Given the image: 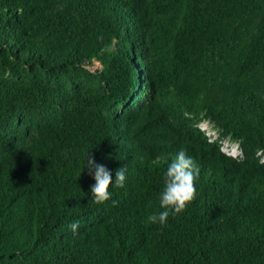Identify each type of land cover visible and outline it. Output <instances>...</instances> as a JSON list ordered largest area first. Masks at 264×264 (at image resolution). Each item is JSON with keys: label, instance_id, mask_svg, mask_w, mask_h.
Listing matches in <instances>:
<instances>
[{"label": "trees", "instance_id": "16d2710c", "mask_svg": "<svg viewBox=\"0 0 264 264\" xmlns=\"http://www.w3.org/2000/svg\"><path fill=\"white\" fill-rule=\"evenodd\" d=\"M88 152L127 169L103 203ZM0 264H264V0H0Z\"/></svg>", "mask_w": 264, "mask_h": 264}, {"label": "clouds", "instance_id": "9594fccd", "mask_svg": "<svg viewBox=\"0 0 264 264\" xmlns=\"http://www.w3.org/2000/svg\"><path fill=\"white\" fill-rule=\"evenodd\" d=\"M225 152L227 153V151ZM85 168L94 178L95 182L90 186V193L91 198L97 203H103L112 198L113 193L110 191V186L122 188L127 181L126 167L121 166L116 169L115 179H113L112 170L105 164L97 162L94 157H89V152L84 160L83 170ZM199 175L200 168L195 158L188 154L183 147L177 150L163 171V187L159 192L161 210L153 212L148 220L152 223L165 225L168 223L170 215L181 213L196 194L195 180ZM112 203L116 204L117 201L112 200ZM80 223L78 219L74 220L69 224V228L75 233L79 230Z\"/></svg>", "mask_w": 264, "mask_h": 264}, {"label": "rangeland", "instance_id": "374dc122", "mask_svg": "<svg viewBox=\"0 0 264 264\" xmlns=\"http://www.w3.org/2000/svg\"><path fill=\"white\" fill-rule=\"evenodd\" d=\"M202 127L204 129L207 130V133L212 137L215 138L217 137V132L216 129L213 127V125L209 122V121H204L201 123ZM237 146L238 147V152L236 153V155L240 154V150H239V144L237 142L225 139L223 140V147L225 149V151H229L230 153H232L233 148Z\"/></svg>", "mask_w": 264, "mask_h": 264}, {"label": "bare ground", "instance_id": "6f19581e", "mask_svg": "<svg viewBox=\"0 0 264 264\" xmlns=\"http://www.w3.org/2000/svg\"><path fill=\"white\" fill-rule=\"evenodd\" d=\"M234 154H236L237 152H238V147L237 146H235L234 148H233V151H232Z\"/></svg>", "mask_w": 264, "mask_h": 264}, {"label": "built area", "instance_id": "2783aa9c", "mask_svg": "<svg viewBox=\"0 0 264 264\" xmlns=\"http://www.w3.org/2000/svg\"><path fill=\"white\" fill-rule=\"evenodd\" d=\"M206 130V129H205ZM207 131V130H206ZM216 138V137H215ZM215 138H212V139H215ZM223 149H224V147H223ZM225 150V149H224ZM241 152V151H240ZM227 153L228 154H232V155H234V156H237L236 154H234L233 152L232 153H230L229 151H227Z\"/></svg>", "mask_w": 264, "mask_h": 264}]
</instances>
